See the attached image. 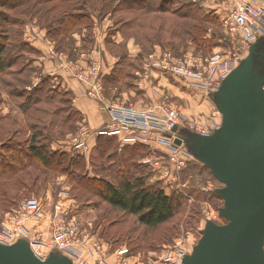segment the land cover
Masks as SVG:
<instances>
[{
	"label": "rangeland",
	"instance_id": "374dc122",
	"mask_svg": "<svg viewBox=\"0 0 264 264\" xmlns=\"http://www.w3.org/2000/svg\"><path fill=\"white\" fill-rule=\"evenodd\" d=\"M119 1L28 0L15 7L0 6V42L7 44L8 59L14 58L10 67L0 71V233H7L9 228H14L6 214L21 201L35 197L42 200L47 214H44L39 224L31 220L25 223L27 228L22 225L17 227V237L24 235L35 240L43 259L54 250L59 251H54L56 253L69 254L79 249V255L86 260V264H180L183 254L192 253L208 220L219 224L227 222L219 214L224 201L217 191L223 184L207 166L194 156H188L185 143L175 146L172 151L174 138L167 141L162 131L153 132L141 141L130 140L129 129L114 135L100 134V130L107 127L111 116L110 109L105 106H112L117 112L126 110L154 114L159 116L165 127L170 124L167 120L168 110L175 109V122L178 123L176 131L181 136L185 134L180 130L213 133L222 122L215 92L206 95L194 80L178 78L150 67L163 59L164 52L170 51L178 59L190 58L192 65L199 68L216 53L225 55L238 50L240 36L231 33L225 22L227 10L220 0H174L175 3L166 12H154L153 4L159 5L162 0H145L148 7L152 8H132L127 11L119 5ZM76 2L81 5L87 2L85 10L94 14L97 21L108 18L109 23L105 25L107 47L119 61L124 46L128 58L121 62L119 68H111L107 72L103 68L102 58L91 57L87 64H83L75 58L74 48L60 52L55 47L58 72L40 74L35 65L38 51L26 40V31L35 23L47 32L48 25L55 26V18L74 12ZM106 5L108 9L103 10L102 7ZM185 12H190V17H181ZM5 16L11 21L3 24ZM203 16L211 19L201 23ZM132 20L136 24L131 25ZM194 26L201 33L206 32L209 39H215L211 43L214 47L197 46L194 43L193 39L197 35ZM77 30L75 28L70 33L72 40H76L72 34ZM118 30L123 37L119 43L114 38ZM80 31L83 32L82 29ZM84 33L85 38L89 39L91 29ZM131 39L138 45L137 52L127 48ZM72 40L65 42L71 47L74 44ZM86 44L89 42L82 43L81 48ZM119 44L123 45L122 48ZM151 56H154L153 59ZM94 61L102 62L100 80L86 84L78 75L92 77L88 64ZM62 71L78 82L80 97L86 98V102H95L105 116V122L99 128L92 129L90 121L77 106L75 99L78 94L68 83L63 82L59 76ZM97 82L102 84L96 90L97 97H94L88 88ZM83 127L90 132L87 142L91 150L87 153L79 152L72 143ZM33 134L37 135L33 141L37 146L44 145L52 151L84 156L87 172L91 176L97 175L113 182L118 178L115 171L119 168V160L105 159L106 167H111L108 172L98 171V174L90 164L96 153L98 137H115L111 154L118 156L126 151L123 146L141 145V148H137L139 154L134 161L143 169L146 184L158 185L172 196L174 216L158 227L148 228L140 224L136 216L114 209L98 196L82 191L69 176L46 169L31 159L27 150ZM16 147L23 150L24 160L19 157L20 151ZM60 201L69 208L66 218L55 212L51 214L53 205ZM58 218L74 221L78 226L77 233L65 243V251L58 248L61 242L51 241L52 223H57ZM122 249L127 252L121 254Z\"/></svg>",
	"mask_w": 264,
	"mask_h": 264
},
{
	"label": "water",
	"instance_id": "95a60500",
	"mask_svg": "<svg viewBox=\"0 0 264 264\" xmlns=\"http://www.w3.org/2000/svg\"><path fill=\"white\" fill-rule=\"evenodd\" d=\"M257 49L258 42L214 94L221 125L212 134L186 131L175 140L223 184L217 191L224 201L219 214L227 220H208L183 264H264V65ZM0 264L73 262L56 252L42 259L22 238L0 242Z\"/></svg>",
	"mask_w": 264,
	"mask_h": 264
},
{
	"label": "built area",
	"instance_id": "2783aa9c",
	"mask_svg": "<svg viewBox=\"0 0 264 264\" xmlns=\"http://www.w3.org/2000/svg\"><path fill=\"white\" fill-rule=\"evenodd\" d=\"M219 2H222V5L227 10L225 22L230 27L231 33L240 36L238 50L234 52L230 51L225 55L216 53L210 58H207L205 60L206 63L199 68L192 65L193 61L190 58H186L185 60L178 59L170 51H166L162 54L163 59L154 62L153 66L150 68L161 69L166 73L176 75L178 78L194 80L198 83V88L206 95L218 91L223 80L240 64L243 56L248 53L252 44L256 43L259 39H264V0H220ZM239 50H241V52H239ZM153 57L154 56H151L152 59ZM200 62L203 63L202 60H200ZM148 63L151 65L149 61ZM88 68H91L92 77L87 78L84 74H79L78 76L83 79L86 84H89L94 80H100L99 77L102 71V62L94 61L93 63L88 64ZM101 84L102 82H97L94 85H89L88 89L91 96L97 97L96 90L101 87ZM102 102H104V100ZM105 108L108 110L110 109L111 116L107 127L100 130V134L114 135L119 134L123 129H129L131 131V137L129 139L133 141H141V139L146 140L149 135H152L153 132L157 131H162L163 136H167V141H169V138L170 140L174 138L175 142L176 138L185 137V135L181 136L179 132L174 130L178 125V123L175 122V119L177 118V110L175 109L168 110L167 120L170 124L168 127H165L161 123L159 116L157 117L154 114L126 110H123V112H117L115 108L109 105H106ZM162 125L164 128H162ZM180 131L185 134L187 130ZM192 132L208 135L198 130ZM89 135L90 132L88 133V129L83 127L82 131L72 139L74 148L82 153L89 152V150H91V146L87 142ZM172 145H174L171 147L173 151L175 150V146L178 147L183 144L177 145L175 142L172 143ZM187 150L188 156L192 158L193 155L189 148ZM54 212L56 215L61 214L63 218H66L69 214V208L64 202L60 201L53 205L51 214ZM44 214H47V212L42 200L32 197L21 201L15 208L11 209L6 214L14 228H9L7 233H0V242L11 244L19 239L25 238L30 242L34 253L42 258L38 252L39 248L35 240L24 235L22 237H17L18 231L16 228H20L21 225L27 228L25 223L30 222L31 220L39 224L43 219ZM52 225L53 227L50 232L51 241L56 240L61 242V246L58 248L61 251H65V243L69 241L70 236L77 233V223L58 218V222H53ZM52 234H54V236H52ZM79 251V249H75L69 254L63 252L60 253L70 258L73 264H86V260L81 258ZM126 252L127 250L125 249L121 250V254H125ZM185 255L186 254H183L181 257L180 264H183V258Z\"/></svg>",
	"mask_w": 264,
	"mask_h": 264
},
{
	"label": "trees",
	"instance_id": "16d2710c",
	"mask_svg": "<svg viewBox=\"0 0 264 264\" xmlns=\"http://www.w3.org/2000/svg\"><path fill=\"white\" fill-rule=\"evenodd\" d=\"M27 1L28 0H18L16 4V0H0V6L8 7L13 5V7H15L18 5H23ZM119 2V5L124 7V11L131 10L132 8H135V10L152 8L148 7V3H146L145 0H120ZM174 3V0H162L159 5L153 4V8H155L154 12L169 11V6ZM86 4L81 5L79 2H76L74 5V12L66 13L65 15L55 18V26L52 24L48 25L47 34L51 38L59 40V43H61L63 38H65L64 41L71 40L70 33L77 26L91 25L89 15L84 14L89 13L85 10ZM102 9L107 10L108 6H103ZM189 13L190 12H185L181 15V17H190L188 16L190 15ZM194 17L195 16H193V18ZM210 19L211 18L208 16H203V18L200 19V22L204 23ZM9 20V17L5 16L2 22L3 24H6V22ZM14 22L15 19H13L12 23ZM133 24H136V22L132 20L131 25ZM196 27L197 26H194V29ZM195 34L197 35L193 40L197 46L200 44L199 46L203 47H214L213 44L211 45V43H213L215 39H209L206 32L201 33L195 29ZM122 46L123 45L119 44L120 48H122ZM6 53L7 44L5 42H0V71L5 70L14 63V58L8 59ZM126 58H128V53L123 46V54H121V59L117 62L115 68H119L120 65H122L121 62L125 61ZM261 64L263 63L260 62L259 65ZM45 80L46 79L43 80V83ZM37 89L41 90V88ZM36 137V134L32 135L33 140L27 150V153L30 155L31 159L35 162H39L46 169L69 176L70 179L74 181L80 189H82V191L98 196L99 198L106 201L114 209H118L125 214L136 216L137 221L148 228L158 227L168 222L174 216L175 204L172 196L167 194L163 188L158 187V185L146 184L145 178L142 174L143 169L140 168L141 166L139 167L136 165L134 161L135 157L139 154V150H137V148H141V145L135 144L123 146V150L126 149V151L123 152L124 154L118 156L111 154L115 144L114 142L116 141L115 137H98V143L95 148L96 153L94 155V159H92V163L90 162V164L96 174H98V171L108 172L111 167L110 165L109 168L106 167V163L104 161L105 159L110 158L114 161L119 160V168H117L118 170L115 171V174L118 176V178L116 182H113L112 180H108L106 178H99L97 175L91 176L87 172L86 157L81 155H72L64 151H52L44 145L37 146L36 143L33 142L36 140ZM16 150L20 151L19 157L21 160H24L23 150H20L17 147ZM125 153L128 154L126 155Z\"/></svg>",
	"mask_w": 264,
	"mask_h": 264
},
{
	"label": "crops",
	"instance_id": "0c3cea01",
	"mask_svg": "<svg viewBox=\"0 0 264 264\" xmlns=\"http://www.w3.org/2000/svg\"><path fill=\"white\" fill-rule=\"evenodd\" d=\"M89 15L91 25H80L77 26V31H74L72 35L76 38L74 44L70 45L64 41L63 47H61V43L57 44L59 40L55 38H51L46 29L43 27H38L35 23H32L28 30L26 31V40L32 45L37 51L38 55L35 56V65L40 74H54V72H58L57 68H59L57 61V54H55V47L62 51H67L71 48H74L75 53L74 56L79 62L83 64H87L91 57L94 58H102L103 65L105 71H109L111 68H115L118 58L113 55L112 52L107 47L106 41V26L109 22L107 17H103L100 21H97V18L94 14L84 13ZM100 22V24H98ZM93 24V25H92ZM105 26V27H104ZM80 29L83 30L81 33ZM90 38H85L84 31H90ZM116 38V42L119 43L122 40V32L118 30L114 35ZM88 41L89 44H86L81 48L82 43ZM67 48V50H65ZM127 48L132 51L134 49L135 52L138 51V45L134 43V39L129 40ZM56 49V50H57ZM89 50V51H88ZM88 51V53H86ZM133 52V51H132ZM72 53V52H71ZM61 73V74H60ZM59 76L62 78L64 83H68L72 89L78 94L76 100L77 106L82 110V112L86 115L88 120L90 121V125L92 129L99 128L105 122V116L98 110L95 102H86V98L80 97V89L78 88L79 84L74 79L70 78L67 72L62 71L59 72ZM92 105V106H91Z\"/></svg>",
	"mask_w": 264,
	"mask_h": 264
},
{
	"label": "flooded vegetation",
	"instance_id": "af4514ba",
	"mask_svg": "<svg viewBox=\"0 0 264 264\" xmlns=\"http://www.w3.org/2000/svg\"><path fill=\"white\" fill-rule=\"evenodd\" d=\"M257 42H258V49L257 50H258V53H259L258 57H259L260 61L262 60L261 62L264 65V39H259Z\"/></svg>",
	"mask_w": 264,
	"mask_h": 264
}]
</instances>
